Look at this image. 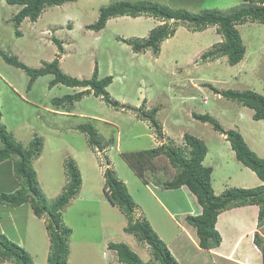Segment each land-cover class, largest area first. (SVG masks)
Here are the masks:
<instances>
[{
    "label": "rangeland",
    "instance_id": "374dc122",
    "mask_svg": "<svg viewBox=\"0 0 264 264\" xmlns=\"http://www.w3.org/2000/svg\"><path fill=\"white\" fill-rule=\"evenodd\" d=\"M123 1L156 4L192 14L206 10L229 14L247 5H259L258 0H77L47 6L36 22L26 19L17 28L13 18L21 6L0 0V51L18 57L32 69L59 59L62 71L70 77L90 79L98 66L99 78H113L106 90L119 108L89 88L62 84L51 88L53 75L38 78L28 90L30 77L0 55L1 123L26 150L36 137L41 138L44 147L32 167L47 206L54 205L68 183V160H74L81 173L79 193L60 210V231L66 227L73 231L68 240L67 264H123L110 247L113 244L127 245L145 263L156 262L150 246L125 231L129 219L124 210L107 200L106 170L125 184L133 197L132 220L149 222L180 264H263L253 240L256 232L264 237V221L258 223L257 218L255 228L246 234L249 241L243 236L235 244L227 241L225 245L223 240L224 245L217 249H203L186 222L183 207L186 196L192 208L188 214H199L193 193L166 187L179 168L160 154L152 159L153 165H143V176H139L128 157L130 153L162 146L186 150L184 135L188 133L208 147L203 165L213 169L215 195L230 188L264 186L252 170L236 159L226 135L195 118L209 115L225 131H239L249 148L264 159V120H253L251 109L222 95L228 90H251L264 96V24L249 20L236 27L246 54L238 65L231 66L227 57L203 59L204 54L223 43L216 26L196 31L187 23L142 15L115 17L100 32L89 29L98 21L102 8ZM166 23L176 33L160 44L159 54L151 49L137 53L129 44L145 41L153 29ZM17 31L22 36H17ZM55 40L62 43V53ZM86 90L90 93L70 106L57 107L53 102ZM81 124L94 126L99 147L89 145V136L78 129ZM15 159L0 163V197L23 188L13 170ZM135 160L139 164L141 158ZM257 216L258 212L253 222ZM221 219L220 227L232 218ZM51 223L48 214L35 215L31 202L13 207L0 199V235L25 249L36 264H48L52 254L48 229ZM242 223L240 227L250 222ZM13 262L0 256V264Z\"/></svg>",
    "mask_w": 264,
    "mask_h": 264
},
{
    "label": "trees",
    "instance_id": "16d2710c",
    "mask_svg": "<svg viewBox=\"0 0 264 264\" xmlns=\"http://www.w3.org/2000/svg\"><path fill=\"white\" fill-rule=\"evenodd\" d=\"M10 5L21 6L19 12L14 16L13 20L16 27L29 19L36 22L41 16L43 10L47 6H60L68 2L77 0H6ZM252 1L253 0H246ZM259 1V2H258ZM258 6L247 5L244 8L234 10L229 14H222L213 10H206L199 14H192L187 11L172 10L165 6L156 4H148L144 2H120L101 9L98 21L89 26L90 30L100 32L109 20L115 17L132 16L138 17L148 15L164 22L175 21L192 25L196 31H203L209 27H218V33L223 37V43L216 46L215 50L203 55V59L216 60L219 57H227L231 66L238 65L245 57L246 48L243 44L241 35L236 28L243 25L247 21L264 24V0H258ZM176 29L171 24H164L159 28H155L150 32L149 37L143 42L129 41L137 53L153 50L155 54L160 52V44L170 37H173ZM17 36H22L20 32H16ZM59 51L63 52V45L55 40ZM3 60L14 67L22 69L29 77L28 90H31L33 84L38 78L46 75H53L54 78L50 82V87L58 84L71 88H89L94 90L99 96L102 95L107 103L119 108L117 101H114L106 88L112 83V77L106 76L99 78L98 66L95 67L93 75L90 79H77L65 74L61 67L59 59L53 60L51 63H45L42 68L32 69L22 63L18 57L9 56L0 51ZM90 90H86L74 95H65L61 98L53 100L57 107H66L74 102L82 99ZM232 101H237L243 106L251 109L253 120H264V96L254 91L247 90L244 92L228 90L222 93ZM153 115V114H152ZM195 118L203 123H210L217 132L226 135L227 140L231 144L232 150L235 152L236 159L245 167L252 170L261 181L264 182V159H261L254 151H252L245 142L242 134L236 130L225 131L222 126L209 115H195ZM2 112L0 110V163L5 162L13 157L17 158L13 161V170L19 179H21L23 188L17 190L12 195H1V201L6 202L10 206L16 207L26 202H31L36 216L41 217L48 214L49 219L53 222L48 226L51 234L52 254L49 257L48 264H67L69 249L68 240L73 233L72 229L61 227V212L76 194L79 193L82 186V177L78 166L74 160L66 162V176L68 183L65 185L63 193L55 201L54 205L49 207L44 202L41 190L38 185L37 173L32 167V161L41 155L43 150V142L41 138L36 137L30 144V149L17 142L13 135L7 131L5 125L1 123ZM152 123L159 129L158 123L152 118ZM78 129L89 136L88 143L92 147H99L96 139L94 126L91 124H81ZM160 130V129H159ZM159 134L162 135V133ZM186 150L177 148H164L151 151L130 153L128 161L132 167L136 168L139 176H143V165H153L151 162L155 156L160 154L166 155L171 163L179 168V173L174 176L173 180L167 184V189L189 190L196 198L199 206V214H188L192 212V208L186 196L183 197L184 211L187 213L186 222L189 227L195 231L197 240L201 248L206 250L217 249L222 244V235L217 230L219 216L232 208L257 206L259 207L258 223L264 221V186L252 189L230 188L224 191L220 196L215 195L212 186L211 175L213 169L205 167L203 162L208 153V147L204 141L196 138L188 133L184 135ZM146 155V156H145ZM140 157L138 162L135 160ZM141 163V164H140ZM139 165V166H138ZM106 198L110 204L124 210L129 219V226L125 231L137 235L141 242L147 243L156 259L155 263H145L141 258L133 252L125 244H113L110 247L118 253L119 261L123 264H180V262L169 251L158 234L153 230L149 222H141L140 220H132L134 218L135 201L127 190L125 184L118 181L110 170H106ZM197 206V207H198ZM201 208V209H200ZM259 225V224H258ZM254 246L257 245L262 256L264 264V237L256 232L253 240ZM0 256L13 260L12 264H36L31 255L22 247L10 242L4 235H0Z\"/></svg>",
    "mask_w": 264,
    "mask_h": 264
},
{
    "label": "crops",
    "instance_id": "0c3cea01",
    "mask_svg": "<svg viewBox=\"0 0 264 264\" xmlns=\"http://www.w3.org/2000/svg\"><path fill=\"white\" fill-rule=\"evenodd\" d=\"M255 208H257V206H245V207L232 208V209L222 213L219 216V220L217 223V229L221 233L222 239L224 240L225 245H227L226 244L227 241H228V244L230 242L232 244H235L237 242V240L239 238L241 239V237H243V236H244V239L249 241L246 234L250 233L251 230H253L255 228V225L257 224L256 220H257L258 216L256 217L255 222H253L254 216L256 215L257 212L259 213V211H257V212L255 211ZM197 211L199 212L200 210L197 209ZM222 216H230L232 219H231L230 223L224 222L223 223L224 225L220 227L219 225L221 223V220H222L221 217ZM239 217H240V222H239ZM248 220L250 222L248 226L240 227V225H239L240 223H242V222L247 223ZM250 242L252 243V240ZM223 245H224V243H223ZM222 249H225V246H223ZM250 253H251V251H250ZM259 253L261 254L260 251H259ZM261 258H262V256H261Z\"/></svg>",
    "mask_w": 264,
    "mask_h": 264
},
{
    "label": "water",
    "instance_id": "95a60500",
    "mask_svg": "<svg viewBox=\"0 0 264 264\" xmlns=\"http://www.w3.org/2000/svg\"><path fill=\"white\" fill-rule=\"evenodd\" d=\"M106 165H108L107 162H106Z\"/></svg>",
    "mask_w": 264,
    "mask_h": 264
},
{
    "label": "clouds",
    "instance_id": "9594fccd",
    "mask_svg": "<svg viewBox=\"0 0 264 264\" xmlns=\"http://www.w3.org/2000/svg\"><path fill=\"white\" fill-rule=\"evenodd\" d=\"M21 26V25H20ZM206 159V158H205Z\"/></svg>",
    "mask_w": 264,
    "mask_h": 264
}]
</instances>
